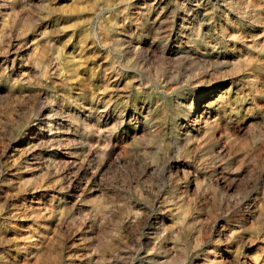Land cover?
I'll return each instance as SVG.
<instances>
[{
  "label": "rangeland",
  "instance_id": "rangeland-1",
  "mask_svg": "<svg viewBox=\"0 0 264 264\" xmlns=\"http://www.w3.org/2000/svg\"><path fill=\"white\" fill-rule=\"evenodd\" d=\"M0 264H264V0H0Z\"/></svg>",
  "mask_w": 264,
  "mask_h": 264
}]
</instances>
